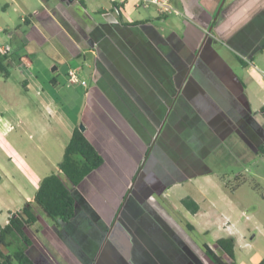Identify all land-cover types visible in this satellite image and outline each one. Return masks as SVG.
<instances>
[{
    "label": "crops",
    "instance_id": "0c3cea01",
    "mask_svg": "<svg viewBox=\"0 0 264 264\" xmlns=\"http://www.w3.org/2000/svg\"><path fill=\"white\" fill-rule=\"evenodd\" d=\"M138 2L0 0V48L12 41L20 48L11 47L8 65L23 66V59L29 68L46 59L54 70L66 65V74L83 76L85 67L94 81L77 123L46 125L34 103L37 112L22 102L27 146L19 151L20 169L3 146L13 123L0 116V152L9 163L0 180L14 189L13 165L23 179L14 198L5 194L0 225L33 201L47 172L60 174L81 122L103 164L69 188L76 202L71 221L56 226L36 209L26 248L35 264H206L207 244L197 245L186 230L233 238L235 264H260L264 0H169L173 11L166 14ZM82 57L84 67H72ZM103 74L115 83L101 86ZM0 102L11 109L2 93ZM18 137L10 139L12 153ZM168 192L179 208L155 197ZM184 198L198 206L195 214L182 206Z\"/></svg>",
    "mask_w": 264,
    "mask_h": 264
},
{
    "label": "rangeland",
    "instance_id": "374dc122",
    "mask_svg": "<svg viewBox=\"0 0 264 264\" xmlns=\"http://www.w3.org/2000/svg\"><path fill=\"white\" fill-rule=\"evenodd\" d=\"M10 44L11 46L9 47L10 49L12 47L13 52H16L20 49L17 44H15V42L12 41ZM83 64L84 62L82 57L79 60H75L74 62H72V67H75L77 65L82 67ZM52 66L53 65H50L49 61L46 59L37 61L33 67L29 68L20 66L17 63L10 64L8 65L9 76L7 78H2V76L0 75V93H2L4 100H6L7 102H12V105H10L11 109H6L2 106L3 102H0V116L2 115L3 118L13 123L14 127L12 133L3 138V146L5 150L7 148L10 156L13 157V164L19 169L21 164L19 151L21 147L27 146V141L24 137V135H26L24 133V131H26V122L24 121V116L22 115L25 110H23L22 102H29L34 111L37 112L38 110L32 104L34 103L43 113L42 119L44 124L46 125L54 124L56 126V119H61L67 124L72 122L77 123L75 122V120L79 121V119H81L87 104L86 101L88 100V98L85 95V91L94 84L93 78L88 75L89 73L87 72V70L85 71L84 66V71H82L83 76L81 75V72L77 73L78 78L85 81V86H80L79 83L68 85V72L66 74V65H57V70H54ZM118 78H120V76H118ZM118 78L116 79V81H118ZM53 80L55 81V83L52 82ZM99 81L101 86L108 84V82L115 83L112 82L110 77H108L107 75L105 76L104 74L103 78H101ZM24 82L30 85L29 88L25 87ZM77 125V128L80 130L81 122H78ZM17 134H21V136H23L24 138L20 141V137H18L17 146H15L14 152L12 153L10 148V139L15 138ZM5 154L6 153L4 152V150L3 153L0 152V174L1 172H5L6 166L7 169L9 167V163L7 161V158L5 157ZM14 165L13 175L16 177L13 183L14 189L12 191L9 190V180H5L4 178L0 180V209H3V207L5 206V194L9 196V194L12 193L14 198L15 194H17L16 191H20V185L23 183L21 174L15 170ZM261 165L262 167H264V162L261 163ZM247 172L249 173V169L247 170ZM47 173L48 175L51 174L50 172ZM249 180L251 182V179ZM66 184L70 189L73 188V186H71L67 181ZM257 189V191H259V195L264 194V184H262L260 188ZM5 190H7V193L5 192ZM167 196L168 198L166 197V199H162V196L155 197L158 201H160V203H169V201H171L173 202V206H177V208H179L180 204L176 199L177 196L175 194H172L171 192H168ZM250 215L251 212H245V216H247V218L244 216V219L249 220V218L251 217ZM173 216L176 218V222H178V224L181 223V221H183V223H186V221L180 215L174 214ZM189 219L190 222L196 223L195 218L189 217ZM1 220L3 219L0 215V221ZM245 222H247L248 224H252V219ZM186 232L188 233V236L194 241V243L200 246L202 245V243L210 245L215 241V238L209 234L203 235L199 232H192L187 230ZM247 240L248 242H250L249 238H247ZM254 244L255 246L261 244L260 239L257 238ZM28 253L29 255H31V250L28 251ZM204 260L206 264H211L206 258Z\"/></svg>",
    "mask_w": 264,
    "mask_h": 264
},
{
    "label": "trees",
    "instance_id": "16d2710c",
    "mask_svg": "<svg viewBox=\"0 0 264 264\" xmlns=\"http://www.w3.org/2000/svg\"><path fill=\"white\" fill-rule=\"evenodd\" d=\"M5 57L6 55L0 54L2 78L9 76ZM20 63L24 67L28 66L23 59H20ZM262 114L264 116V109ZM102 164V156L83 132L75 128L58 164L60 174L51 173L42 178L33 201L26 202L19 210L9 213L7 223L0 225V264H35L26 248L31 244L27 230L37 222L36 209L56 226L71 221L75 215L76 202L66 181L76 187ZM181 204L192 214L198 211V206L190 198L182 199ZM186 228L193 229L190 224H186ZM203 249L205 258L211 264H235L233 238H220L210 247L203 245Z\"/></svg>",
    "mask_w": 264,
    "mask_h": 264
},
{
    "label": "built area",
    "instance_id": "2783aa9c",
    "mask_svg": "<svg viewBox=\"0 0 264 264\" xmlns=\"http://www.w3.org/2000/svg\"><path fill=\"white\" fill-rule=\"evenodd\" d=\"M149 5L155 6L160 13L166 14L171 11H173V8L169 2V0H139L138 6L147 7ZM10 52L9 46H4L0 48V54L1 55H7ZM78 71L73 69L68 71V85L71 84H80V85H86L84 80H80L78 78ZM264 76V73H263ZM247 218V216H245Z\"/></svg>",
    "mask_w": 264,
    "mask_h": 264
},
{
    "label": "water",
    "instance_id": "95a60500",
    "mask_svg": "<svg viewBox=\"0 0 264 264\" xmlns=\"http://www.w3.org/2000/svg\"><path fill=\"white\" fill-rule=\"evenodd\" d=\"M84 129H85V128H84V125H83V124H81V125H80V131H81V132H83V131H84Z\"/></svg>",
    "mask_w": 264,
    "mask_h": 264
}]
</instances>
